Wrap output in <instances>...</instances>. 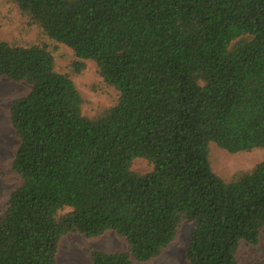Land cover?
<instances>
[{"label":"trees","instance_id":"16d2710c","mask_svg":"<svg viewBox=\"0 0 264 264\" xmlns=\"http://www.w3.org/2000/svg\"><path fill=\"white\" fill-rule=\"evenodd\" d=\"M3 1L38 41L0 39V78L29 87L10 103L0 264H59L64 236L108 231L127 248L91 264L146 263L184 221L185 264H240L264 234V161L220 174L213 149H264V0ZM88 62L111 105L77 87Z\"/></svg>","mask_w":264,"mask_h":264},{"label":"rangeland","instance_id":"374dc122","mask_svg":"<svg viewBox=\"0 0 264 264\" xmlns=\"http://www.w3.org/2000/svg\"><path fill=\"white\" fill-rule=\"evenodd\" d=\"M0 39L15 40L17 42H36V34L23 30L20 16L14 6L0 0ZM57 65L63 66L71 58V53L61 46ZM74 81L92 103L93 108L101 105H111L116 93L110 89L105 92H94L92 87L101 82L93 63L88 62L82 74L75 76ZM29 87L24 83H14L0 78V215L6 208L7 195L16 186V177L11 174V162L19 143L14 136L10 123V103L14 98L27 94ZM92 107L85 106L88 114H93ZM213 154L217 157L215 171L220 174H232L237 171L252 168L264 161V149H256L237 155L214 148ZM132 169L139 173L148 172L151 167L144 159H136ZM7 174V176H5ZM193 223L182 222L172 244L165 250L161 258L146 263L137 264H185L184 251L187 246ZM127 248L124 239L114 232L108 231L99 237L86 238L82 235L70 234L64 236L58 246L57 261L59 264H91L90 252L102 250L108 252L123 251ZM240 264H264V234L256 246H240L237 256Z\"/></svg>","mask_w":264,"mask_h":264}]
</instances>
